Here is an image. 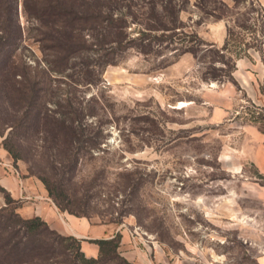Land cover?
I'll use <instances>...</instances> for the list:
<instances>
[{
	"label": "rangeland",
	"instance_id": "1",
	"mask_svg": "<svg viewBox=\"0 0 264 264\" xmlns=\"http://www.w3.org/2000/svg\"><path fill=\"white\" fill-rule=\"evenodd\" d=\"M166 1L179 23L157 42L147 27ZM103 2L126 24L111 63L103 26L86 20L98 0H0V161L28 194L6 206L0 191V208L32 217L45 196L112 236L130 231L149 264H256L245 240L264 229V175L244 133L264 123V99L226 82L234 57L264 49L256 0ZM54 248L24 264L81 263ZM117 251L88 264H123Z\"/></svg>",
	"mask_w": 264,
	"mask_h": 264
},
{
	"label": "trees",
	"instance_id": "2",
	"mask_svg": "<svg viewBox=\"0 0 264 264\" xmlns=\"http://www.w3.org/2000/svg\"><path fill=\"white\" fill-rule=\"evenodd\" d=\"M213 1H211L212 3ZM100 8L102 11L98 10L97 12H90L86 20H89V25L94 23H100V26H103V40L109 47V51L104 63L115 62L114 60V49L118 46V44L122 43L121 32L123 28L126 27L125 21L121 18H117L113 15V11L109 9L107 3L103 2V0H98ZM155 2L151 1L150 8H155ZM103 5H105L103 7ZM63 5L59 3L56 6L55 13L56 14H64L71 15L73 17L77 14V9L75 7H68V10L65 12L62 9ZM104 8V10H103ZM107 8V9H105ZM161 14L157 15L158 24H150L149 32L159 31L158 35L154 34L155 40L157 42L163 41L165 38V31L172 30L177 27V23H179V8H175L174 4L171 1H166L163 5H160ZM260 10V8H259ZM212 12H216V8L212 7ZM261 12V10H260ZM216 18L219 16L214 15ZM262 19H264V13L261 12ZM82 18L85 22V17L78 16ZM4 30V26L0 25V31ZM261 37L264 38V27L261 29ZM226 41V39H225ZM224 41V42H225ZM5 41H0V44ZM225 43L222 44V46ZM1 44L0 46H2ZM72 45V44H71ZM226 45V44H225ZM224 45V46H225ZM223 46V47H224ZM258 49V48H257ZM73 51H69L68 54H71ZM68 54L66 53L65 60H68ZM237 57V56H236ZM234 57V59L236 58ZM63 58V57H62ZM64 59V58H63ZM233 59V61H234ZM232 61V63H233ZM233 68V64L231 67V71ZM59 70V69H54ZM230 74L227 77V80H232V75ZM88 80V79H87ZM85 81V80H84ZM90 82V81H88ZM72 139V138H71ZM46 183V181L43 179ZM48 187V183H46ZM0 191L3 193L4 200L6 206L10 205L12 202L17 201V198L11 196L9 191L5 189L2 185H0ZM50 192V190H49ZM49 194V193H48ZM9 210V211H8ZM61 210V209H60ZM8 211V212H6ZM6 232L8 237L6 240L0 242V264H24L27 261H33L34 259H44L54 254V247L57 245L62 246L60 248V252L65 253V248L72 247L76 249V253H74L70 259L77 261L80 260L79 263H93L98 260H104L111 257L115 253L118 254L120 234L116 233L114 236L107 238H95L92 239L98 245L97 257H85L82 253V250L79 251L81 247V239L73 236V235H64L59 233L54 228H51L46 221L41 219L38 215H33L32 217H22L13 209L5 210L3 207L0 208V232ZM16 236V237H15ZM43 237V241H48V246L46 248V242H43L44 245H38V238ZM50 241V242H49ZM71 242L72 246H67V244ZM55 244V245H54ZM40 246V247H39ZM35 249L34 252L32 250ZM78 250V252H77ZM31 252V253H30ZM106 257V258H105ZM120 260L123 264H136L133 261H129L126 258L120 256Z\"/></svg>",
	"mask_w": 264,
	"mask_h": 264
},
{
	"label": "crops",
	"instance_id": "3",
	"mask_svg": "<svg viewBox=\"0 0 264 264\" xmlns=\"http://www.w3.org/2000/svg\"><path fill=\"white\" fill-rule=\"evenodd\" d=\"M256 2L261 12L264 13V0H256ZM231 75L232 80H226L228 84L237 85L236 82H239L240 86L252 99H264V49H255L249 51L248 54L237 56L233 61ZM244 138L247 157L257 172L264 175V123L260 124V121L258 123H247L245 125ZM0 154H3L1 150ZM8 164V162L0 161V185L7 189L12 197L18 200L28 198V194H23L22 189L18 187L17 180L8 171L10 170ZM40 197L39 200L34 202V215H38L59 233L73 235L81 239V250L84 252L87 250L86 254L89 257L95 256L98 252V245L91 242L92 239L112 236V232H106L107 228L92 224L86 218L61 212L47 197ZM256 214L258 218H264V210H258ZM119 232L121 234L119 250L122 251L125 257L129 260L139 259L142 264H146L147 262L149 264V260L147 261L145 258V253L138 251L134 243L132 244L130 231L120 229ZM257 234V240H250L249 238L245 241L248 247L256 250L254 255L256 264H264V229H259ZM181 261L185 264L187 260L180 258L179 262Z\"/></svg>",
	"mask_w": 264,
	"mask_h": 264
},
{
	"label": "bare ground",
	"instance_id": "4",
	"mask_svg": "<svg viewBox=\"0 0 264 264\" xmlns=\"http://www.w3.org/2000/svg\"><path fill=\"white\" fill-rule=\"evenodd\" d=\"M185 103H182V105H184Z\"/></svg>",
	"mask_w": 264,
	"mask_h": 264
}]
</instances>
